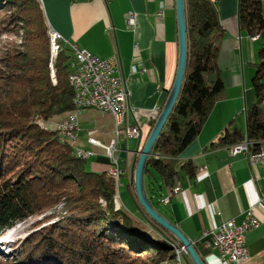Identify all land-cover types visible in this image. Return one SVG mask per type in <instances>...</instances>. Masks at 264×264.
I'll return each mask as SVG.
<instances>
[{
  "label": "trees",
  "instance_id": "obj_1",
  "mask_svg": "<svg viewBox=\"0 0 264 264\" xmlns=\"http://www.w3.org/2000/svg\"><path fill=\"white\" fill-rule=\"evenodd\" d=\"M184 10V77L143 170L145 191L155 209L160 201L153 198L161 200L163 189H171L181 174L194 177L192 162L180 160L179 155L197 136L224 88L217 64L223 28L215 4L184 0ZM238 23L260 40L251 77L255 98L245 110L246 132L225 129L210 146L246 139L250 150L257 151L264 144L261 0H239ZM48 31L39 0H0V36L23 34L20 42L10 41L0 48V234L38 217L8 254H0V264H173V251L181 244L145 213L134 192L138 156L128 189L143 220L121 200L116 208V187L109 172L87 170L88 158L78 156L74 146L46 124L73 109V89L67 79L71 50L61 44L52 61L53 82ZM194 248L201 259L209 251L202 243Z\"/></svg>",
  "mask_w": 264,
  "mask_h": 264
},
{
  "label": "crops",
  "instance_id": "obj_2",
  "mask_svg": "<svg viewBox=\"0 0 264 264\" xmlns=\"http://www.w3.org/2000/svg\"><path fill=\"white\" fill-rule=\"evenodd\" d=\"M39 2L50 32H58L63 45L74 44L99 56L114 54L118 58L119 73L126 80L130 108L124 124H136L140 128L139 137H126L121 132L116 143L115 156L122 171L119 195L122 206L143 220L141 210L128 189L131 166L149 135L151 121L162 109L176 73L178 34L175 0ZM213 3L223 28L217 64L224 88L197 136L179 155L180 160L192 162L196 168L194 177L189 179L181 174L175 183L181 188L178 193L168 195L169 189H163L162 197H169L166 204L160 198L154 197L153 200L157 203L159 199L157 210L174 223L193 245L201 243L204 231L214 229L222 222L230 219L240 222L244 211L252 207L261 222L246 234L248 257L240 264H264L263 168L258 164L251 165L242 153L231 154L228 145L210 146L225 129L236 128L246 132L245 110L255 98L251 77L259 60L260 40L258 36L252 38L240 29L239 0H215ZM261 5L264 11V0H261ZM128 12L135 15L133 25L127 23ZM49 37L51 51L55 54V39L52 34ZM262 107L264 109V101ZM89 110L81 114L89 130L86 136L80 137V125L78 144L95 153L91 156L95 158L91 162V170L108 171L110 159L102 148L89 144L87 138L91 136L101 143H109L114 137V119L111 114L99 111V117H93ZM59 116H54L53 121L59 120H55ZM108 119L112 121L111 125L106 124ZM202 258L205 264H233L215 250H209ZM183 264H192L188 255L184 256Z\"/></svg>",
  "mask_w": 264,
  "mask_h": 264
},
{
  "label": "built area",
  "instance_id": "obj_3",
  "mask_svg": "<svg viewBox=\"0 0 264 264\" xmlns=\"http://www.w3.org/2000/svg\"><path fill=\"white\" fill-rule=\"evenodd\" d=\"M214 2L215 0H210ZM134 13H127V23L134 24ZM55 38V55L51 59V79L54 82L53 59L62 44L61 35L53 30L51 33ZM257 36H253L255 38ZM71 50V59L69 62L68 82L76 81L80 102L85 103V111L95 109L101 113H109L114 119V137L109 143L104 144L93 137H88L87 141L91 145L98 146L104 150L106 157L110 159V168L113 170V178L118 182L121 175V169L118 165V159L115 156L116 143L118 137L123 132L126 137H139L140 128L136 124H124V118L130 110L127 104L126 80L119 73V61L116 55L99 56L77 45L69 44ZM134 71V69H133ZM84 111H68L64 117L53 122L54 128L58 129L59 134H63L69 141L77 144L78 150L84 158H89L95 153L91 150L83 149L78 144V134L80 130V115ZM249 141L243 139L228 145L231 154L242 153L251 165H261L264 171V144L257 151H251ZM117 188V187H116ZM181 190L179 185H174L169 189V194L178 193ZM161 198V202L166 204L169 197ZM115 207L120 205V195L118 190L114 195ZM260 219L254 214L250 207L244 211L240 222L236 223L233 219L222 222L216 228L204 231L201 235V243L208 250H215L220 257L229 260L233 264H240L248 257V247L246 244V234L257 228ZM180 255V264H183V258L187 255L182 245Z\"/></svg>",
  "mask_w": 264,
  "mask_h": 264
},
{
  "label": "water",
  "instance_id": "obj_4",
  "mask_svg": "<svg viewBox=\"0 0 264 264\" xmlns=\"http://www.w3.org/2000/svg\"><path fill=\"white\" fill-rule=\"evenodd\" d=\"M176 19H177V34H178V62L177 69L174 76L173 83L169 89L166 100L162 109L157 116L150 133L138 154V158L134 167V192L138 203L144 209L145 213L160 227L166 229L173 234L179 243L185 248V251L193 264H205L198 255L193 243L183 234V232L167 218H165L150 202L147 197L143 170L147 157L156 141L161 129L163 128L175 102L178 97L180 87L185 72L186 53H187V39H186V25H185V10L184 0H175Z\"/></svg>",
  "mask_w": 264,
  "mask_h": 264
},
{
  "label": "rangeland",
  "instance_id": "obj_5",
  "mask_svg": "<svg viewBox=\"0 0 264 264\" xmlns=\"http://www.w3.org/2000/svg\"><path fill=\"white\" fill-rule=\"evenodd\" d=\"M22 38H23V34L21 32H19L18 34H13V35L12 34H2L0 36V48H2L4 45H7V43H9L10 41L20 42V40H22ZM49 69L51 71L50 63H49ZM263 81H264V79H263ZM89 113L93 117H99V112H97V110L91 109V110H89ZM65 114L66 113L61 114L59 117H56L55 120L64 117ZM83 119H84V115H81V118H80V122L81 123H80V125H81L82 130L80 132V137L86 136V134H87V132L89 130V125L86 122H83ZM50 120H52V122L48 121L49 123L47 122L46 124L48 125V127L50 129H56V128H54V123H53L54 119L51 118ZM41 122L42 121H40L39 123H41ZM106 124L107 125H111L112 121L108 119ZM114 135H115V133H114ZM61 137L63 138L62 135H61ZM94 139H96V138H94ZM69 143L72 146H74L75 151L78 150L76 143H74V142H69ZM76 154H77V152H76ZM91 156H93V155H91ZM94 159H95L94 157H91V158L87 159V163H86V169L87 170H91V162L94 161ZM114 182H115V187H117L116 190H118V192H119V186L121 185V183H120V181L117 182L115 179H114ZM120 194L122 195V192ZM58 208L59 207H56L55 212L59 211ZM36 219H38V217L29 218L28 220H26L24 222H18L17 224H15L13 226V228L8 229L3 234H0V254L1 253L8 254L12 250V246L15 244V241H17V240L19 241V240L23 239L31 231V223H33ZM2 237H4V238H2ZM3 241H6V243H3ZM175 260H176V255H174L173 264H175Z\"/></svg>",
  "mask_w": 264,
  "mask_h": 264
},
{
  "label": "bare ground",
  "instance_id": "obj_6",
  "mask_svg": "<svg viewBox=\"0 0 264 264\" xmlns=\"http://www.w3.org/2000/svg\"><path fill=\"white\" fill-rule=\"evenodd\" d=\"M48 32H49V35H51L50 30ZM52 38H54V37L52 36ZM69 84L72 86V89H73V110L72 111H84L85 112V103L80 102V96L78 94V88H77V85H76V81H69ZM61 135L63 136V138L66 141H68V142H74V141H69L67 139V137L64 136L63 134H61ZM76 152H77V155L78 156H81V157L84 158L83 154L79 150H77ZM109 171H110V175L113 177V170H109ZM176 247H180V246H176ZM174 252L176 254V262H175V264H180L181 247L178 248V249L175 248Z\"/></svg>",
  "mask_w": 264,
  "mask_h": 264
}]
</instances>
